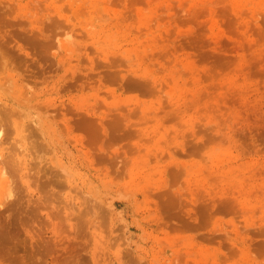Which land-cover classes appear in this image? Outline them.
Masks as SVG:
<instances>
[{"label": "rangeland", "instance_id": "obj_1", "mask_svg": "<svg viewBox=\"0 0 264 264\" xmlns=\"http://www.w3.org/2000/svg\"><path fill=\"white\" fill-rule=\"evenodd\" d=\"M1 169L0 264H264V0H0Z\"/></svg>", "mask_w": 264, "mask_h": 264}, {"label": "bare ground", "instance_id": "obj_2", "mask_svg": "<svg viewBox=\"0 0 264 264\" xmlns=\"http://www.w3.org/2000/svg\"><path fill=\"white\" fill-rule=\"evenodd\" d=\"M2 171H3V173H4V170L1 169V171H0L1 174H2ZM2 175H3V174H2ZM0 176H1V175H0ZM2 183H3V181H2ZM2 183H0V184H1L0 187H2ZM4 183H5V182H4ZM5 185H6V184H5ZM5 185H4V186H5Z\"/></svg>", "mask_w": 264, "mask_h": 264}]
</instances>
